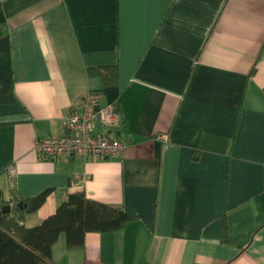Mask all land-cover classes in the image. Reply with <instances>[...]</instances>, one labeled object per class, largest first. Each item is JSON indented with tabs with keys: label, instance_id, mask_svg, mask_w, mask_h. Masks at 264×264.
<instances>
[{
	"label": "crops",
	"instance_id": "0c3cea01",
	"mask_svg": "<svg viewBox=\"0 0 264 264\" xmlns=\"http://www.w3.org/2000/svg\"><path fill=\"white\" fill-rule=\"evenodd\" d=\"M109 64L115 84L86 74ZM92 91L122 151L40 155ZM11 183L49 188L27 226L74 190L137 216L82 248L60 233L55 264H264V0H0V200Z\"/></svg>",
	"mask_w": 264,
	"mask_h": 264
},
{
	"label": "trees",
	"instance_id": "16d2710c",
	"mask_svg": "<svg viewBox=\"0 0 264 264\" xmlns=\"http://www.w3.org/2000/svg\"><path fill=\"white\" fill-rule=\"evenodd\" d=\"M86 74L100 78L105 85L118 80L116 64L87 67ZM48 191L49 188L34 196H17L13 183L10 184V197L0 200V264H55L51 246L60 233H64L68 249L82 248L87 232H114L137 217L120 207L89 198L82 190H74L68 192L53 213L27 226L26 213L37 209ZM12 199L13 207L2 212V204ZM221 235L223 241H230L225 214L221 216Z\"/></svg>",
	"mask_w": 264,
	"mask_h": 264
},
{
	"label": "built area",
	"instance_id": "2783aa9c",
	"mask_svg": "<svg viewBox=\"0 0 264 264\" xmlns=\"http://www.w3.org/2000/svg\"><path fill=\"white\" fill-rule=\"evenodd\" d=\"M121 121L122 114L114 103H102L100 92H88L69 107L63 118V131L37 137L34 148L50 159L59 155L84 158L117 156L127 144L115 133ZM9 172H13L12 167H9ZM14 202L12 199L10 207Z\"/></svg>",
	"mask_w": 264,
	"mask_h": 264
},
{
	"label": "water",
	"instance_id": "95a60500",
	"mask_svg": "<svg viewBox=\"0 0 264 264\" xmlns=\"http://www.w3.org/2000/svg\"><path fill=\"white\" fill-rule=\"evenodd\" d=\"M19 205H21V202H18ZM10 203H3L2 204V207H1V210L2 212H8L10 210Z\"/></svg>",
	"mask_w": 264,
	"mask_h": 264
}]
</instances>
